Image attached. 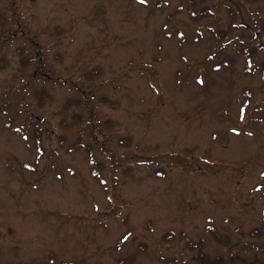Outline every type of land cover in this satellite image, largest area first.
Returning <instances> with one entry per match:
<instances>
[{"label":"rangeland","instance_id":"obj_1","mask_svg":"<svg viewBox=\"0 0 264 264\" xmlns=\"http://www.w3.org/2000/svg\"><path fill=\"white\" fill-rule=\"evenodd\" d=\"M180 1L0 0L29 31L0 43V264H117L129 254V264H165L188 256L186 236L210 252L255 241L249 232L264 219V47L247 64L239 39L257 44L255 26L264 34V0H239L251 27L217 39L206 27L221 26L236 2L207 0L215 14L194 20ZM33 41L61 77L34 80L48 96L38 105L20 95L18 111L8 104L17 91L3 95L2 86L21 85L14 49ZM93 66L99 73L84 79ZM74 83L93 90L104 136L90 137ZM76 138L91 145V159L67 148ZM166 230L173 236L164 239Z\"/></svg>","mask_w":264,"mask_h":264},{"label":"trees","instance_id":"obj_2","mask_svg":"<svg viewBox=\"0 0 264 264\" xmlns=\"http://www.w3.org/2000/svg\"><path fill=\"white\" fill-rule=\"evenodd\" d=\"M236 2L237 11H232V6H227V13L225 16V20L223 23L219 24L221 26H213L208 25L206 29L210 32L211 35L222 37L225 33H229L233 29H245L246 27L250 28L251 24L246 22L240 14L241 2L239 0H232ZM246 2H250L252 0H245ZM12 3V2H11ZM10 12H5L0 10V43L9 42L13 36H25L29 31L25 29L22 22H20V14L17 13L16 8L13 5H10ZM179 9L186 10L187 14L191 19H199L204 17H211L215 14L214 7L208 3L207 0H181L178 4ZM256 25V24H255ZM254 36L257 38V44L244 43L243 40L239 39L241 43H239V49L243 53L246 58L247 64L251 61V56L257 52L260 47H264V34L261 32L260 26H255L251 28ZM254 37V38H255ZM30 46L25 43L17 44L15 47V53L18 55V69L15 74L16 77H19V80H22L21 85L19 87H15L12 83H6L2 86L6 92L3 93L5 95L7 91L15 94L14 91H17V100H14V103H8L9 106H16L17 110L26 109L25 102L19 100L20 95H25L28 93L30 96L28 99L35 100L38 105H41L44 101L45 97L48 96V92H46L43 86H36L34 80L52 78L54 80L59 79L61 76L54 73L52 70L51 64L47 63L44 59L41 51L36 48H41L43 45H39L36 41ZM36 43V44H35ZM4 56L0 57V60L3 59ZM5 59V58H4ZM4 67V64L0 62V68ZM263 66H260V70L262 72ZM100 67L93 66L92 68L85 70L82 72L84 79H88L93 77L95 74L99 73ZM264 73V70H263ZM64 82H68V79L62 77ZM76 90L80 93L79 101L86 107V111L88 113V122L93 124V128L90 134V137L97 139L101 137L102 134L99 130H97V126L94 118V115L97 117V113L94 112L95 104L92 101L94 92L92 89L83 86L81 83H74ZM12 90V91H11ZM83 99V100H81ZM100 99H104L102 96ZM69 104H71L72 99L68 98ZM77 101V100H73ZM79 104V103H78ZM67 105V104H65ZM32 116V114L30 115ZM79 117L74 116L75 120H78ZM8 123L7 125H10ZM12 125V124H11ZM15 131L19 129L17 126L13 127ZM32 135L35 139V146L39 149V131L36 127L32 128ZM62 141V138L59 139ZM130 141V136H119V143H128ZM90 147L91 145L88 142H84L80 139L72 140L71 144L67 146V148H83L86 152H88L89 159H91L90 155ZM97 170L94 168L92 173L97 176ZM250 236L255 238L254 240H243L242 252L238 249H231L225 252L224 248H217L215 252H210L207 248H205V240L202 238L193 240L190 237H185V244L188 249H190L188 256L185 257L184 261H181L180 257H172L170 259L165 260V264H264V219H262L260 225L254 226L250 232ZM228 234H225L220 238L217 234H213L214 237L218 238L220 243L227 244L228 246L231 244L229 240ZM173 233L170 230H166L163 232V238L168 239L172 237ZM252 237V238H253ZM218 243V242H217ZM235 245L237 242H234ZM261 254V255H260ZM133 259V255H123L118 259L117 264H129ZM176 260V261H175ZM79 261V260H78ZM78 261L74 260H60L59 264H80Z\"/></svg>","mask_w":264,"mask_h":264}]
</instances>
